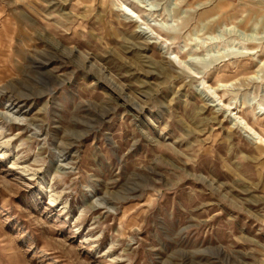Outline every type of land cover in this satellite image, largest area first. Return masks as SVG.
I'll list each match as a JSON object with an SVG mask.
<instances>
[{"label":"rangeland","instance_id":"374dc122","mask_svg":"<svg viewBox=\"0 0 264 264\" xmlns=\"http://www.w3.org/2000/svg\"><path fill=\"white\" fill-rule=\"evenodd\" d=\"M0 264H264V0H0Z\"/></svg>","mask_w":264,"mask_h":264},{"label":"bare ground","instance_id":"6f19581e","mask_svg":"<svg viewBox=\"0 0 264 264\" xmlns=\"http://www.w3.org/2000/svg\"><path fill=\"white\" fill-rule=\"evenodd\" d=\"M231 8V6L229 5V4H220L219 6H217L216 7V9H214L211 13H210V15L206 18L207 20H209V19H211V18H215V17H217L216 19H217V21L216 22H214V23H207L206 25H205V28H206V30H209V31H211V32H214V29L216 28V27H219L220 26V24L222 23V22H225L226 20H228V19H232V17H234V14H231L230 12L231 11H233V12H236V11H234V8H232V9H230ZM243 13V15H244V22L241 24V28L242 29H245L249 24H250V22H251V20H252V17L255 15L254 14V12H252V14L249 12V11H243L242 12ZM255 17V16H254ZM188 23H189V21H186L184 24H183V26H182V28L181 29H184V28H186L187 27V25H188ZM196 28V27H195ZM189 34H190V31H189V33L187 34L188 36H189ZM143 35V34H142ZM141 36V35H140ZM165 36H167V35H165ZM179 35H174L172 38H176V37H178ZM171 37V36H170ZM143 38V37H142ZM141 38V39H142ZM145 41V40H144ZM42 65V64H41ZM23 102V101H22Z\"/></svg>","mask_w":264,"mask_h":264}]
</instances>
